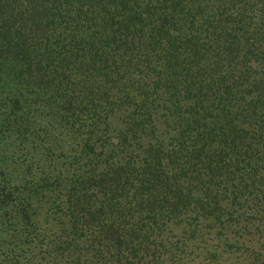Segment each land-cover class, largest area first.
<instances>
[{"label":"trees","instance_id":"16d2710c","mask_svg":"<svg viewBox=\"0 0 264 264\" xmlns=\"http://www.w3.org/2000/svg\"><path fill=\"white\" fill-rule=\"evenodd\" d=\"M0 264H264V0H0Z\"/></svg>","mask_w":264,"mask_h":264}]
</instances>
